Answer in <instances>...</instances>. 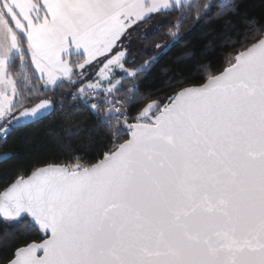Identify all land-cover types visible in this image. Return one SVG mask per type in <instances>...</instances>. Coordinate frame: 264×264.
I'll return each mask as SVG.
<instances>
[{"label":"snow or ice","instance_id":"snow-or-ice-1","mask_svg":"<svg viewBox=\"0 0 264 264\" xmlns=\"http://www.w3.org/2000/svg\"><path fill=\"white\" fill-rule=\"evenodd\" d=\"M210 21L230 49L223 70L199 65L205 82L166 102L141 92ZM69 99L111 142L94 163L77 155L0 187V243H16L4 264H264V12L240 0H0V142Z\"/></svg>","mask_w":264,"mask_h":264},{"label":"trees","instance_id":"trees-1","mask_svg":"<svg viewBox=\"0 0 264 264\" xmlns=\"http://www.w3.org/2000/svg\"><path fill=\"white\" fill-rule=\"evenodd\" d=\"M240 3L242 10L254 15L264 12L262 0H240ZM219 27L218 22L210 21L187 35L142 80L141 92L150 91L153 93L152 99L159 98L166 102L167 97L179 88L199 86L205 82V74L197 70L199 65H207L212 73L222 71L230 49L221 47L224 35L217 31ZM209 41L213 42L211 48L207 47ZM133 44L137 45L138 42L134 40ZM189 50L192 52L191 58L177 62V58ZM73 104L75 102L68 100L63 111L57 106V110L45 119L14 127L6 143L0 142V152L7 151L11 155L10 159L0 163V187L18 174H30L33 168L48 163H68L77 155L94 163L102 156L106 144L111 142L110 136L102 126H97L94 115L83 107H71ZM138 107H133L129 114L134 116ZM69 116L70 119L67 118ZM2 238L3 226L0 225V240ZM28 238L37 237L29 234ZM15 246V241L9 245L0 243V264H4Z\"/></svg>","mask_w":264,"mask_h":264},{"label":"built area","instance_id":"built-area-1","mask_svg":"<svg viewBox=\"0 0 264 264\" xmlns=\"http://www.w3.org/2000/svg\"><path fill=\"white\" fill-rule=\"evenodd\" d=\"M71 102H74V101H72L71 99H69ZM76 103V102H75ZM58 108H60V106L58 105Z\"/></svg>","mask_w":264,"mask_h":264},{"label":"water","instance_id":"water-1","mask_svg":"<svg viewBox=\"0 0 264 264\" xmlns=\"http://www.w3.org/2000/svg\"><path fill=\"white\" fill-rule=\"evenodd\" d=\"M10 156H11V155H10ZM2 161H4V160H0V163H1Z\"/></svg>","mask_w":264,"mask_h":264}]
</instances>
